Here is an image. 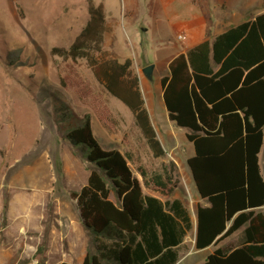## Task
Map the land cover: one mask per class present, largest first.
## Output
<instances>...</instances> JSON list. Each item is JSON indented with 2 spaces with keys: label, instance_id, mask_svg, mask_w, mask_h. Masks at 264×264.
I'll return each instance as SVG.
<instances>
[{
  "label": "trees",
  "instance_id": "16d2710c",
  "mask_svg": "<svg viewBox=\"0 0 264 264\" xmlns=\"http://www.w3.org/2000/svg\"><path fill=\"white\" fill-rule=\"evenodd\" d=\"M90 19L69 49H54L65 60H86L96 81L131 112L155 159H165L133 71L104 49L109 32L103 5L88 0ZM169 120L187 131L195 151L188 160L196 189L209 206L197 207L196 249L203 250L244 229L236 248H220L203 264H264V178L259 155L264 145V13L176 57L161 80ZM81 101L99 122L117 133L118 122L101 94L78 78ZM56 103L66 117V139L89 165L87 185L73 193L89 239L83 264H177L193 229L189 211L171 200L178 183L173 166L150 173L131 154L105 150L90 115L79 117ZM144 186L167 198L146 195ZM115 196L117 203L111 200ZM8 212V204L4 206ZM47 247H40L43 254ZM61 264H70L63 262Z\"/></svg>",
  "mask_w": 264,
  "mask_h": 264
},
{
  "label": "rangeland",
  "instance_id": "374dc122",
  "mask_svg": "<svg viewBox=\"0 0 264 264\" xmlns=\"http://www.w3.org/2000/svg\"><path fill=\"white\" fill-rule=\"evenodd\" d=\"M92 1L103 5L106 12L110 30L104 49L116 59L126 54L134 58L133 71L142 79L140 89L153 126L167 150L166 157H153L131 112L100 86L86 60L74 63L53 54L54 49H69L87 25L88 0H0V264L76 263L72 257L74 249L83 243L88 250L89 239L82 224H77L73 231L69 226L71 222L81 223L72 194L87 185L90 168L67 141V119L56 100L68 105L79 117L91 116L94 136L105 150L133 155L150 173L162 172L172 165L178 186L171 200L180 199L193 212L190 202L197 197V190L191 171L184 162L180 168L176 165L171 139L162 135L164 131H173L180 149L186 151L181 138L184 130L169 121L163 98L160 100L159 74L166 75L168 71L157 66L148 77L142 69L148 62L157 65L156 55L165 58L187 45L182 32H187L185 26L193 19L192 14H204L212 22L239 25L264 13V0ZM131 4L136 5L134 13L129 12ZM127 27L137 31L133 45ZM181 35L185 40L179 39ZM78 78L103 96L118 122L116 134L108 131L91 106L81 101L75 88ZM147 82L148 89L143 84ZM131 168L142 181L136 167ZM142 185L145 193L150 194L143 181ZM15 196L34 198L36 204L30 220L19 219L8 226L10 221L3 220L5 215L1 212ZM111 200L117 203L114 195ZM191 236L192 232L180 249L179 264H197L207 258L206 253L190 255ZM236 243L238 240L231 238L223 245ZM40 247L47 250L40 254Z\"/></svg>",
  "mask_w": 264,
  "mask_h": 264
},
{
  "label": "crops",
  "instance_id": "0c3cea01",
  "mask_svg": "<svg viewBox=\"0 0 264 264\" xmlns=\"http://www.w3.org/2000/svg\"><path fill=\"white\" fill-rule=\"evenodd\" d=\"M136 8V5L134 4H131V7L129 9V12L131 13H134V10ZM195 12V11H194ZM193 12V13H194ZM193 16V19H191L190 22H188V25L185 26L186 29H187V32H182V33H185L186 34V42L188 41L187 45L183 46L182 48H178L176 50V53L175 54H172L170 51H166L167 53H169V56L163 58L161 57L160 55H156V60H157V65L154 66V71L153 73L155 72V69L156 67H165L166 70L168 71L166 75H162V74H159L160 76V85H161V80L163 77H166L169 75V66L171 64V62L176 58L178 57L179 55L181 54H186L190 49H192L193 47L205 42V41H213L218 35L224 33L225 31L235 27V26H238V24H228L227 21H214L212 22L209 18H206V16L203 14L198 16L196 13L195 15L192 14ZM248 22V21H247ZM242 24V23H241ZM107 25H108V22H107ZM109 27V25H108ZM128 28V27H127ZM142 31L145 32V30L142 28ZM128 36L130 38H133L132 40V45L134 44V42L136 41V37H137V31H135V28L134 27H129L128 28ZM109 33V32H108ZM107 35V34H106ZM106 38V36H105ZM165 51V50H164ZM148 53L147 52V62H148ZM158 54V53H157ZM117 59L124 63L127 59H132L133 60V65L135 64L134 62V58L131 57L129 54H126L123 58H118ZM141 59V57H140ZM162 64V65H161ZM149 62H148V65L146 66H149ZM144 69V68H143ZM142 69V71H143ZM139 77V80L141 79V77L139 75H137ZM142 80V79H141ZM145 86H146V89H148L149 85H146L148 84L147 83H143ZM150 88V87H149ZM161 97L163 98V89H162V86H161V94H160V100H161ZM153 101L156 102L155 98L151 97ZM145 100V99H144ZM148 100V99H147ZM150 102L151 99H149ZM164 102V101H163ZM146 103V101H145ZM147 108V106H146ZM166 109V107H165ZM148 110V109H147ZM167 112V110H166ZM168 114V113H167ZM150 115V114H149ZM151 118V117H150ZM169 118V117H168ZM152 121V119H151ZM170 121V120H169ZM171 122V121H170ZM172 123V122H171ZM153 124V122H152ZM174 124V123H172ZM175 125V124H174ZM184 130V129H182ZM157 133V132H156ZM186 134H187V131L184 130V132L182 133V140L185 141V144H186V151L185 150H181L180 149V146L177 144V135L173 132V131H164V134H162L163 136H169L170 139H171V149H172V152H175V156H174V159L173 161L176 163V165L180 168V164L182 162L185 163L186 166H188V160L190 158H192L194 155H195V151H194V147L193 145L188 142L187 138H186ZM158 135V134H157ZM159 139V137H158ZM160 140V139H159ZM161 142V141H160ZM162 144V143H161ZM264 147V145H263ZM263 147H262V150H261V153L259 155V162H260V167H261V172H262V175H263V178H264V172H263V166H264V155H263ZM165 149V148H164ZM165 151L167 152V150L165 149ZM184 152H186V154H184ZM181 156V159H179V157ZM189 167V166H188ZM190 169V168H189ZM191 175V178H192V181H193V184H194V187H195V183H194V180H193V177H192V174ZM138 179V178H137ZM141 183L142 181L140 179H138ZM197 190V189H196ZM150 191V190H149ZM145 193V191H144ZM146 194V193H145ZM146 195H151V196H154V197H157L159 199H161L162 201H164L159 195L158 193H155V192H151L150 194H146ZM196 195L197 197L194 198L190 203L192 205V211L193 212H189L190 214V217L192 219V223H193V229L192 231H190L189 233L192 232V236H191V242H192V253L190 255L192 256H196L198 257L201 253H206V256L205 257H209L211 254H213L217 249H220V248H236L239 246L242 238H243V231L244 229H241L239 231H237L235 234H233L232 236L224 239V240H221L220 242H218L217 244H213L212 246L206 248V249H203V250H197L196 249V235H197V207L198 205H203V206H209L204 200L201 199L200 195L198 194V192H196ZM172 200H180V199H172ZM181 201V200H180ZM183 203V201H181ZM35 200L34 198H24V197H18V196H15L13 198H11L10 202H9V206H8V212L7 214L3 212H1V215H5V217H2L3 220L4 218L8 221H10V224L8 226H11L13 225V223L19 219H24V220H30V218H32V216L30 215H33V212H34V207H35ZM184 204V203H183ZM195 205V206H194ZM185 206V205H184ZM4 209V208H3ZM264 209V208H263ZM188 210V209H187ZM19 211V212H18ZM81 222V221H80ZM80 225L81 226V223H77V222H71V226H69V229L70 230H74L76 229L75 226ZM188 233V235H189ZM187 235V236H188ZM186 236V238H187ZM83 238H84V235H83ZM185 238V239H186ZM231 238H236L238 240V244L236 243V245H226L224 247L223 243L226 242L227 240L231 239ZM82 240V239H81ZM185 244V240H184V243L181 245V248L182 246H184ZM75 248V247H74ZM180 248V249H181ZM75 252H74V256L72 255L73 258L76 259V263H73V262H69V261H62L60 262L59 264L63 263V262H66V263H70V264H83L86 256H87V247L86 246H83V243H80L78 245V247H76V249H74ZM73 252L72 249L70 251V253ZM189 255V256H190ZM204 257V258H205ZM203 258V259H204ZM207 258H205L207 260ZM205 260V261H206ZM200 262H198L199 264H203L205 263L202 262V260H198ZM180 263V260L177 264ZM197 263V264H198Z\"/></svg>",
  "mask_w": 264,
  "mask_h": 264
},
{
  "label": "water",
  "instance_id": "95a60500",
  "mask_svg": "<svg viewBox=\"0 0 264 264\" xmlns=\"http://www.w3.org/2000/svg\"><path fill=\"white\" fill-rule=\"evenodd\" d=\"M153 71H154V66H153V65H149V66H147V67H145V68L143 69V73H144L145 75H147L148 77H151Z\"/></svg>",
  "mask_w": 264,
  "mask_h": 264
},
{
  "label": "built area",
  "instance_id": "2783aa9c",
  "mask_svg": "<svg viewBox=\"0 0 264 264\" xmlns=\"http://www.w3.org/2000/svg\"><path fill=\"white\" fill-rule=\"evenodd\" d=\"M179 39L180 40H185V36L181 35V36H179Z\"/></svg>",
  "mask_w": 264,
  "mask_h": 264
}]
</instances>
